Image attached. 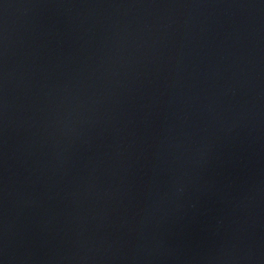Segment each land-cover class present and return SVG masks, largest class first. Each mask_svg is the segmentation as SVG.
<instances>
[{
    "label": "water",
    "instance_id": "1",
    "mask_svg": "<svg viewBox=\"0 0 264 264\" xmlns=\"http://www.w3.org/2000/svg\"><path fill=\"white\" fill-rule=\"evenodd\" d=\"M0 264H264V0H0Z\"/></svg>",
    "mask_w": 264,
    "mask_h": 264
}]
</instances>
